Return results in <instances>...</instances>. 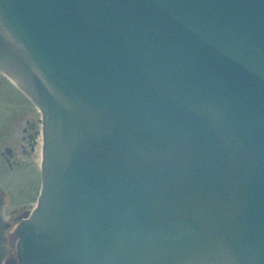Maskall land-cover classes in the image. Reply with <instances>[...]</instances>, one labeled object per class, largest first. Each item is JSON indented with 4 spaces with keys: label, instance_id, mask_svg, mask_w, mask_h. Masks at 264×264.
<instances>
[{
    "label": "water",
    "instance_id": "95a60500",
    "mask_svg": "<svg viewBox=\"0 0 264 264\" xmlns=\"http://www.w3.org/2000/svg\"><path fill=\"white\" fill-rule=\"evenodd\" d=\"M0 72L43 126L0 264H264V0H0Z\"/></svg>",
    "mask_w": 264,
    "mask_h": 264
},
{
    "label": "rangeland",
    "instance_id": "374dc122",
    "mask_svg": "<svg viewBox=\"0 0 264 264\" xmlns=\"http://www.w3.org/2000/svg\"><path fill=\"white\" fill-rule=\"evenodd\" d=\"M16 91L7 77L0 75V139L5 141V146L15 134L20 118L31 109L22 94ZM36 165L38 162L35 165L19 163L10 169L7 164H0V189L6 197V213L36 202L41 181V172Z\"/></svg>",
    "mask_w": 264,
    "mask_h": 264
},
{
    "label": "flooded vegetation",
    "instance_id": "af4514ba",
    "mask_svg": "<svg viewBox=\"0 0 264 264\" xmlns=\"http://www.w3.org/2000/svg\"><path fill=\"white\" fill-rule=\"evenodd\" d=\"M0 75L2 74L0 73ZM15 89L18 93L19 90L17 88ZM20 93L22 94L21 97L29 103L31 109L25 112V117L22 116L20 118V122L16 125L17 129L15 130V134L7 141L8 146H5V141L0 139V164H7L11 169L13 165L16 166L19 163L35 165L38 162L36 166L38 171H40V154L37 151V146L39 145L40 138H42V115L30 100L22 92ZM1 200L2 216L6 217V197L2 191ZM32 204L34 205L35 202ZM33 205L23 208H30Z\"/></svg>",
    "mask_w": 264,
    "mask_h": 264
},
{
    "label": "bare ground",
    "instance_id": "6f19581e",
    "mask_svg": "<svg viewBox=\"0 0 264 264\" xmlns=\"http://www.w3.org/2000/svg\"><path fill=\"white\" fill-rule=\"evenodd\" d=\"M41 141H42V138H40L39 143H38L39 145L37 146V151L40 154V159H41V155H42Z\"/></svg>",
    "mask_w": 264,
    "mask_h": 264
}]
</instances>
